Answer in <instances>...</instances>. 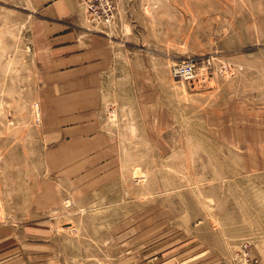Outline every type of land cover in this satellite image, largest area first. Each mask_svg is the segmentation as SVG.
<instances>
[{
	"label": "rangeland",
	"instance_id": "obj_1",
	"mask_svg": "<svg viewBox=\"0 0 264 264\" xmlns=\"http://www.w3.org/2000/svg\"><path fill=\"white\" fill-rule=\"evenodd\" d=\"M44 2L0 0V264H264V0L77 2L107 62L80 73Z\"/></svg>",
	"mask_w": 264,
	"mask_h": 264
},
{
	"label": "crops",
	"instance_id": "obj_2",
	"mask_svg": "<svg viewBox=\"0 0 264 264\" xmlns=\"http://www.w3.org/2000/svg\"><path fill=\"white\" fill-rule=\"evenodd\" d=\"M77 2L78 0H45L37 18L50 48L53 63L65 65L64 68L80 73L87 69L102 68L100 65L107 62L103 59L106 52L101 54L104 47H85L84 15ZM101 70L104 69L96 72Z\"/></svg>",
	"mask_w": 264,
	"mask_h": 264
},
{
	"label": "built area",
	"instance_id": "obj_3",
	"mask_svg": "<svg viewBox=\"0 0 264 264\" xmlns=\"http://www.w3.org/2000/svg\"><path fill=\"white\" fill-rule=\"evenodd\" d=\"M78 3L90 23L104 27L113 25L116 15L114 0H78ZM200 74V66L194 59L184 60L179 64H174L172 67V75L175 78L191 84L205 79V75ZM249 248L250 244L247 242H244L240 247V259L238 261L242 264H256L253 263Z\"/></svg>",
	"mask_w": 264,
	"mask_h": 264
}]
</instances>
